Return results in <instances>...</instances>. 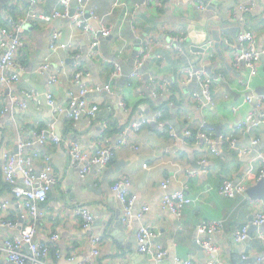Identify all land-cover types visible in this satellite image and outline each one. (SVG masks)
Here are the masks:
<instances>
[{
  "label": "crops",
  "instance_id": "1",
  "mask_svg": "<svg viewBox=\"0 0 264 264\" xmlns=\"http://www.w3.org/2000/svg\"><path fill=\"white\" fill-rule=\"evenodd\" d=\"M196 1L183 0L177 6L173 0H163L160 6L151 8L143 0H72L73 8L86 7L84 20L96 28L101 24L113 27V34L100 38L94 55L88 52V36L75 27L71 18L52 22L39 18L51 14L59 0H44L38 5H32L30 0H6L4 8H0L2 23L13 18L24 25L18 60L25 67L20 82L0 86V162L5 153H16L20 138L33 143L26 154L33 159L37 170L42 169L46 157L50 160L58 182L41 206L43 215L37 222L36 239L59 248L60 264H68L71 256H76L75 262H78L92 255L96 247L101 252L97 264H185L186 261L210 264L200 244L199 225L205 220L223 221L225 227L216 237V243L228 264H264V226L252 224L264 206V198L252 199L245 194L231 199L220 192L226 180L244 183L248 189L255 185L264 168L260 153L239 155L229 144H224L223 156L218 157L202 140L185 135L187 130L195 133L207 130L214 139L236 138L239 148L250 146L251 140L257 137L261 139L258 150L264 155V125L253 134H244L238 129L255 108V101L249 102L247 98L264 94V59L254 76L248 69L234 66V45L241 33L252 31L258 46L264 48V0H219L209 4L206 10L199 9ZM241 4L251 9L236 13ZM56 30L64 32L62 41L71 43L72 55L80 53L82 58L77 61L70 53L60 50L51 56L50 69L41 72L40 66L50 54V41ZM173 38L179 43L174 44ZM207 43H211L206 59L208 72L215 78L212 89L215 103L202 111L192 97L200 90L198 82L184 84L178 79V71L184 65H195L198 54L193 49H203ZM138 44L139 53L146 56L144 70L120 87L122 77L118 82L112 78L114 67L120 64L123 70L128 68ZM80 67L89 75L84 81L92 90L85 96L86 100L100 106L97 119L85 115L76 121L69 114L68 92L79 91L72 79ZM63 68L67 74H62L58 84L51 86L50 74ZM219 74L223 80L217 79ZM164 81L170 82L167 93L153 98V91H159ZM30 90L51 91L56 105L67 111L53 113L48 106L38 107L33 103L27 110H21L16 102L24 91ZM120 102L127 110L120 108ZM108 105L113 107L112 112L107 111ZM4 109L9 111L4 113ZM160 109L166 123L174 127L175 136L162 133L152 121ZM144 120L147 122L140 132L130 135V141L138 149L116 147L112 162L102 173L91 171L94 176L90 187L87 180L91 173L84 178L78 175L64 146L51 142L43 147L34 144V132L45 130L49 135L54 133L93 151L100 138L109 136L117 141L126 126ZM203 159L207 164L200 163ZM204 168L207 172H199L194 177L187 174L189 170ZM123 178L130 180V194L137 198L135 211L146 204L150 209L142 219H135L129 227L120 230L124 236L121 243L111 232L123 217L122 205L112 186ZM183 185L188 187L187 194L197 201L177 217L163 210L162 202L165 195ZM0 202L9 203L5 213L0 211V216L4 214L7 220L23 225L32 222L27 210L13 196L1 165ZM80 208L94 214L90 229L83 227L84 219L77 213ZM247 224L251 225L249 239L237 241L236 233ZM142 226L153 227L160 234L159 241L167 252L161 263L139 252L135 234ZM19 234V229L0 227V238ZM53 234H58L59 240L53 241ZM93 238L100 241L94 244ZM135 253L143 259L141 263L134 260ZM50 261L56 262L53 255ZM0 264H7L3 253H0Z\"/></svg>",
  "mask_w": 264,
  "mask_h": 264
},
{
  "label": "built area",
  "instance_id": "2",
  "mask_svg": "<svg viewBox=\"0 0 264 264\" xmlns=\"http://www.w3.org/2000/svg\"><path fill=\"white\" fill-rule=\"evenodd\" d=\"M44 0H30L32 5H38ZM183 0H173V2L179 6ZM206 1V2H205ZM219 0H197L196 5L201 10H206L209 4ZM163 0H144V4L151 8H157L162 4ZM75 9L72 6V0H59L58 7L51 13L46 15H40L39 18L45 22H52L58 18H71L75 27L82 30V33L88 36L89 40V55L97 54L100 38L107 37L113 34V27L111 25L101 24L97 28L90 21L84 20L87 12L85 6H79L75 9L74 15H71L72 10ZM251 7L247 4H241L237 12H248ZM93 15V12H91ZM236 16V14H235ZM24 25L17 22L13 18H9L6 23H2L0 20V86H11L17 84L21 80V74L25 71V67L18 60V52L24 41L23 33ZM64 32L56 30L52 34L50 41V54L44 59L40 66L41 72L50 69V58L55 54H58L60 50L70 53L73 59L79 61L82 58L80 53L72 55V45L70 42H63L62 37ZM173 43L178 44L179 40L173 38ZM228 45L233 43L228 42ZM235 56L234 66L237 68H245L250 71L252 76L258 73L259 64L264 57V48H260L257 44L256 37L252 31H246L238 36L237 42L234 45ZM211 48V43H207L204 48L193 51L198 54V61L195 65H184L178 71V79H181L184 84H191L197 81L200 90L193 94L194 100L198 104L200 110H205L208 106L215 103L213 95V85L215 78L208 72V62L206 59L207 51ZM146 56L144 53H138L135 58V71L130 75L129 80L138 74V70L142 68ZM81 66L80 63H78ZM64 66V65H62ZM123 66L116 64L112 72L113 81L118 82L122 77ZM67 74L66 69H59L52 72L49 77V83L51 86L58 84L60 76ZM86 74L82 68L75 70L73 74L72 82L79 86V91H69L68 96L70 100L69 114L78 121L83 116H88L92 119H97V115L100 111L98 104L89 103L85 96H87L92 90L89 89L85 83ZM218 80H223V76L219 74ZM216 79V80H217ZM170 82L164 81L162 86H159V91H153V98L157 99L163 96V93H167L168 84ZM110 91L109 87H106ZM161 90V92H160ZM98 91H100L98 89ZM249 102L255 101V108L250 112L245 121L239 124L238 129L244 134H253L254 131L264 125V95H258L254 99L248 97ZM41 107L43 105L48 106L53 113H63L67 109H62L56 105L54 94L49 91L30 90L22 93V98L17 100V106L25 111L29 108L30 104ZM120 108L127 110V107L123 102L119 104ZM236 110V108H234ZM9 109H4V113ZM107 111L112 112L113 107L107 106ZM152 121L156 127L162 133H168L170 135H176L175 129L169 126L164 118L163 110H158L155 113ZM144 122L131 123L126 126L118 136L117 141L109 136H104L97 140L94 145L93 151H87L83 145L76 141L64 139L62 136L56 134H47L45 130L40 132H34L36 142L39 146H45L47 143H53L55 145L64 146L69 153L71 165L75 171L81 177L88 176L91 171L95 174H100L104 169L112 162L116 147L130 146L138 149L137 145L130 141V135L140 132ZM185 135L190 138H194L199 141L202 140L208 145L209 150L218 157H222L221 151L222 145L229 144V146L238 151L239 155L250 154L257 152L261 162L264 163V155L258 150V146L261 143V139L254 137L251 140L250 146L239 148V140L232 138L230 140L219 136L214 139L209 134V131L200 130L196 133L187 130ZM33 143L26 141L22 138L19 139L18 148L14 154H4L3 162H0L4 179L11 187L13 196L18 200L19 204L27 210V217L32 219L30 224H18L13 223L6 219V217L0 216V227L19 229L20 234L12 238H0V253H3L6 257L7 264H60L58 261L51 262L50 256L52 255V245L37 241L36 236L38 234L37 222L43 215L42 205L47 202L49 193L52 188L57 184L58 180L55 175L54 168L50 163V160L46 157V161L42 169L37 170L33 159L26 154L27 149L32 146ZM201 164H207V160L203 159ZM148 165H144L147 168ZM199 172H207V169L203 170H189L188 176L194 177ZM264 177V168L261 169L260 179ZM167 182L164 186L167 187ZM130 180L123 178L116 181L112 189L116 193L117 199L123 208V217L121 224L123 228L129 227L135 219H142L149 211V206L144 205L139 211H135V204L137 198L130 194ZM187 186L183 185L182 188L165 195L162 208L165 211H169L172 214L180 217L184 211V208L194 204L197 198H193L187 194ZM248 188L244 183H235L231 180H226L220 187V192L227 198H235L237 195H245ZM9 206V203L0 202V211L5 213ZM77 213L84 219L83 227L90 229L95 220L94 214L87 208H80ZM254 226H264V206L262 210L257 214L256 218L252 222ZM250 224L243 226L235 235L237 241H247L249 239ZM223 221L205 220L199 225V233L201 236V247L207 254L210 264H228L221 254V248L216 243V237L224 229ZM139 252L147 254L153 257L157 263H161L167 252L163 245L159 241L160 234L157 230L150 226H142L135 234ZM52 240H59L58 234L52 235ZM94 244H97L100 239H94ZM25 247L27 250H25ZM55 255L58 259L61 258L60 251H56ZM101 255L98 247L93 249L92 255L86 256L78 262L76 256L68 258V264H97V259ZM261 260V259H260ZM185 264H195L193 261H186Z\"/></svg>",
  "mask_w": 264,
  "mask_h": 264
},
{
  "label": "water",
  "instance_id": "3",
  "mask_svg": "<svg viewBox=\"0 0 264 264\" xmlns=\"http://www.w3.org/2000/svg\"><path fill=\"white\" fill-rule=\"evenodd\" d=\"M5 3H6V0H0V8L1 9L4 8ZM74 13H75V9L72 10L71 15H74ZM195 50L197 51L199 49H195ZM139 51H140V45L138 44V49L135 51L132 63L130 64V66L128 68L124 69L123 72H122V78H121V81H120V84H119L120 87H124L127 84V82H129L128 79H129L130 75L135 71V58L138 55ZM263 59H264V57H263ZM143 70H144V68H141V69L138 70V72L141 73V72H143ZM262 95H264V94H262ZM215 129L218 131V135H220L221 132L219 131V129H217V128H215ZM39 147H41V146H39ZM92 176H94L93 172L90 174L89 180H87V182L91 184V185H89V187L92 186V184H93V181L91 180ZM246 194L248 195L249 198L251 197L252 199H260V198L262 199V198H264V177L261 178L255 185L251 186L247 190ZM120 230L123 231L124 228H123V226L121 224V221H118L116 223V225H115V230H113V231L111 230V232L113 233L115 238L119 242L122 243L124 241V236L120 235V232H121ZM133 252H135V251H133ZM133 258H134V260L137 263H141L142 260H143L136 253L134 254Z\"/></svg>",
  "mask_w": 264,
  "mask_h": 264
},
{
  "label": "trees",
  "instance_id": "4",
  "mask_svg": "<svg viewBox=\"0 0 264 264\" xmlns=\"http://www.w3.org/2000/svg\"><path fill=\"white\" fill-rule=\"evenodd\" d=\"M171 101V100H170ZM118 130V129H117ZM207 131V130H206ZM195 133V132H194ZM192 140H195L194 138H192ZM56 251H60L59 250V248L56 246V245H54L53 247H52V255H53V257H54V259H55V261H58V258L56 257V255H55V252Z\"/></svg>",
  "mask_w": 264,
  "mask_h": 264
}]
</instances>
